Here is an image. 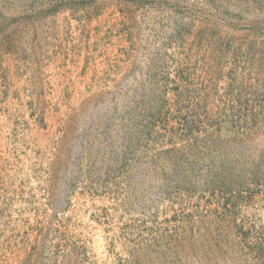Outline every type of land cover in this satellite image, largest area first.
<instances>
[{
  "label": "rangeland",
  "instance_id": "1",
  "mask_svg": "<svg viewBox=\"0 0 264 264\" xmlns=\"http://www.w3.org/2000/svg\"><path fill=\"white\" fill-rule=\"evenodd\" d=\"M256 241L264 0H0V264H264Z\"/></svg>",
  "mask_w": 264,
  "mask_h": 264
},
{
  "label": "trees",
  "instance_id": "2",
  "mask_svg": "<svg viewBox=\"0 0 264 264\" xmlns=\"http://www.w3.org/2000/svg\"><path fill=\"white\" fill-rule=\"evenodd\" d=\"M247 234H249V233L247 232ZM256 244H258L259 249H260V252H261L262 254H264V246L261 245L262 243H261V242L258 243V242L256 241Z\"/></svg>",
  "mask_w": 264,
  "mask_h": 264
}]
</instances>
